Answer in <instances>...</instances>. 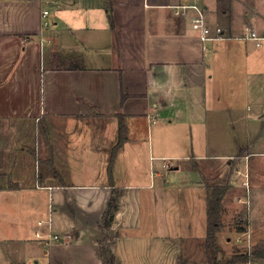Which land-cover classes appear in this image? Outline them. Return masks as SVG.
I'll return each instance as SVG.
<instances>
[{"label":"crops","instance_id":"1","mask_svg":"<svg viewBox=\"0 0 264 264\" xmlns=\"http://www.w3.org/2000/svg\"><path fill=\"white\" fill-rule=\"evenodd\" d=\"M111 1L114 28L107 0H0V120L40 127L46 155L33 177L0 179V264H103L108 235L116 264H178L206 234L199 215L217 183L230 186L219 244L231 226L227 243L253 251L264 242V25L253 11L245 33L232 22L243 0ZM202 24L224 38L203 42ZM119 115L128 140L114 194Z\"/></svg>","mask_w":264,"mask_h":264},{"label":"rangeland","instance_id":"2","mask_svg":"<svg viewBox=\"0 0 264 264\" xmlns=\"http://www.w3.org/2000/svg\"><path fill=\"white\" fill-rule=\"evenodd\" d=\"M245 4L247 11L245 10ZM247 8H250V10H248ZM229 10L230 11L228 12V16L231 17V19H234L232 20L234 24L243 25L241 31H244V33L246 32L244 21L248 18L250 11H253L254 14H256L258 20L264 25V0L239 1L238 5H236L235 8H230ZM19 124L20 121H4L2 119L0 120V179H2V182L5 184L8 183V181L13 182L17 177L21 176L23 173H26V175L29 174L31 177H33V170H35L34 168L38 165V162L42 164V162L46 161L45 149L42 144L43 140L45 139L43 137L42 129L38 126L36 128H33V126L29 125L28 123L24 124L23 127H19ZM24 136H26L28 140H24ZM146 142L147 143H145L143 146L149 152V144L151 143V140H149V136L146 139ZM183 146H186L185 142L183 143ZM22 153H25V155H23ZM184 154L185 156L189 155V158H192L194 155L191 149H185ZM189 158H182L179 163L183 161L182 164H186V161H188ZM192 161H190V163H193ZM146 163L147 162L144 161V164ZM62 169L64 170L63 172L65 173L68 179L71 173L68 172L67 165L62 166ZM86 170L88 169H84L83 171ZM83 171L82 169H80L79 166H77L74 170L77 175H79ZM41 172H45L44 168L41 169ZM171 178L173 177L169 175L168 180L170 181ZM206 182L208 183L209 181ZM172 183L173 181H171L172 187L169 188V192H178L176 183ZM232 215L233 213L230 214L229 211L225 212L224 220L227 225L228 221H230L229 223L233 225V219L231 218ZM199 216L200 218H202V220L204 217L205 232L207 229V213H201ZM220 235L222 237V240L220 242L221 246L223 247V252L220 253L222 258H229L233 255L232 253L237 252L239 250L244 251L243 242L240 243L234 241L231 244L227 243L228 237H233V239H236L235 227L230 226L229 228H224ZM204 241V238H200L194 241L192 244L188 242L187 245L182 246V250L179 253L180 258L178 264H208L207 255L204 250ZM261 260L262 261H256L257 264H264V260ZM0 261L2 263L4 260L1 259ZM157 264L161 263L158 261ZM173 264H176V262L173 261Z\"/></svg>","mask_w":264,"mask_h":264},{"label":"trees","instance_id":"3","mask_svg":"<svg viewBox=\"0 0 264 264\" xmlns=\"http://www.w3.org/2000/svg\"><path fill=\"white\" fill-rule=\"evenodd\" d=\"M231 0H227V8H230ZM105 9L110 16L112 27L114 28L115 22L113 19L112 9L113 3L111 0H107ZM230 10H228L229 12ZM126 98V94L122 95V100ZM119 140L114 145L111 151V157L108 165V174L110 179V185L113 186V164L115 162L117 151L124 145V143L128 140V127L125 118L122 115H119ZM228 184L217 183L209 186V194L207 197V229L206 234L204 236V250L207 255L208 264H244L248 263L252 259L256 258H264V242L255 245L254 250L252 252L249 251H237L232 253L233 255L229 258H222L220 253L223 252V247L219 244V240L217 234L223 227V220L221 219L222 210H223V198L229 190ZM113 193L115 194V188L113 189ZM112 195L108 202V209L103 215V226L110 231L112 229V219L113 213L116 208V196ZM109 244V235L101 242L100 246V254L103 259V264H116V258L113 256H109L107 253V246Z\"/></svg>","mask_w":264,"mask_h":264},{"label":"built area","instance_id":"4","mask_svg":"<svg viewBox=\"0 0 264 264\" xmlns=\"http://www.w3.org/2000/svg\"><path fill=\"white\" fill-rule=\"evenodd\" d=\"M190 6L193 7L194 9L196 8L203 15V13L201 11V6L198 5L197 2L191 4ZM47 14H48V10H45V15H47ZM48 23H49V21L46 20L45 24L47 25ZM200 28H201V30H200V39L203 42L212 41L213 39H223L224 38L223 28H221L219 26H216L215 29H212L209 26L202 24ZM245 38H246L245 40H248V39L255 40L256 44L258 46L262 45L261 44L262 37L259 36L257 34V32L254 31V30L248 31V33L245 35ZM55 238H58L57 235H55ZM249 252H252V251L249 250ZM258 259L259 258L255 257L254 259H252L248 263H244V264H257L256 261H258Z\"/></svg>","mask_w":264,"mask_h":264}]
</instances>
